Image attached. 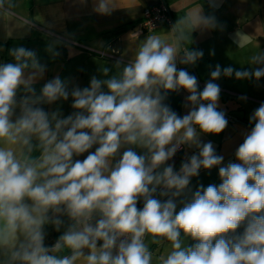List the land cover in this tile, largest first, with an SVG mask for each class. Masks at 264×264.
<instances>
[{"label":"clouds","instance_id":"9594fccd","mask_svg":"<svg viewBox=\"0 0 264 264\" xmlns=\"http://www.w3.org/2000/svg\"><path fill=\"white\" fill-rule=\"evenodd\" d=\"M95 11L108 14V0ZM9 55L0 63V264H264V103L236 162L201 139L228 125L214 81L233 68L217 65L201 91L178 68L175 44L149 36L119 74L71 90L56 76L37 92L46 72L37 53ZM202 56L190 50L180 63ZM235 76L258 81L264 68ZM181 91L183 115L167 103ZM69 98L70 114L45 107ZM185 148L195 151L177 170ZM213 168L220 183L193 188ZM49 227L59 233L51 245ZM165 242L157 256L150 245Z\"/></svg>","mask_w":264,"mask_h":264},{"label":"crops","instance_id":"0c3cea01","mask_svg":"<svg viewBox=\"0 0 264 264\" xmlns=\"http://www.w3.org/2000/svg\"><path fill=\"white\" fill-rule=\"evenodd\" d=\"M98 3L99 0H0V63L14 62L9 51L23 46L34 50L46 65L43 78L34 85L37 92L56 76L68 83L69 90L74 86L83 88L93 76L107 79L119 74L149 36H159L175 44L178 68L195 75L201 91L217 65L221 70L234 69L231 76L222 71L214 81L221 89L218 110L225 113L228 125L218 135L201 134V139L211 141L225 163L236 162L235 150L253 126L249 118L264 103V77L257 81L254 77L235 76V71L264 68V0H108V14L95 11ZM160 3L165 4L171 23L162 22L156 31L133 37L132 28L143 10ZM206 18H211L210 22L205 23ZM190 50L202 51L203 56L194 65L180 63ZM257 58L259 62H255ZM186 95L183 91L170 93L167 100L180 115L187 111ZM71 103L69 98L45 107L59 108L67 115L72 111ZM193 151L185 148L177 152L173 158L177 170L185 152L191 155ZM198 183L219 184L218 168L202 169L192 179L193 188ZM47 231L46 243L51 245L59 233L52 227ZM150 247L158 256L166 252L167 243Z\"/></svg>","mask_w":264,"mask_h":264},{"label":"built area","instance_id":"2783aa9c","mask_svg":"<svg viewBox=\"0 0 264 264\" xmlns=\"http://www.w3.org/2000/svg\"><path fill=\"white\" fill-rule=\"evenodd\" d=\"M162 22L171 23L165 4L160 3L149 6L143 10L142 17L132 28L131 35L134 37L144 33H152L158 29ZM101 55H104V53L101 52Z\"/></svg>","mask_w":264,"mask_h":264},{"label":"water","instance_id":"95a60500","mask_svg":"<svg viewBox=\"0 0 264 264\" xmlns=\"http://www.w3.org/2000/svg\"><path fill=\"white\" fill-rule=\"evenodd\" d=\"M169 13V12H168ZM170 15V14H169Z\"/></svg>","mask_w":264,"mask_h":264}]
</instances>
